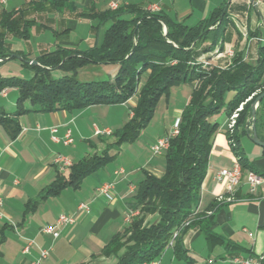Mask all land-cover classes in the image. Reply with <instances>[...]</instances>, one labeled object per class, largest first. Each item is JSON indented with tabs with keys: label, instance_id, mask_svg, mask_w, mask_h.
<instances>
[{
	"label": "crops",
	"instance_id": "0c3cea01",
	"mask_svg": "<svg viewBox=\"0 0 264 264\" xmlns=\"http://www.w3.org/2000/svg\"><path fill=\"white\" fill-rule=\"evenodd\" d=\"M53 1L10 0L0 8V14L21 13L26 21L31 22L28 40L7 39L11 52L35 60L58 47L78 52L97 47L102 42L106 26L111 22H104L95 29L93 26L97 25V20L78 18L76 12L91 7L96 12H104L111 2H116L118 8L137 6L149 10L156 6V12L188 27L204 21L216 9L225 10L229 3L223 30L213 50L205 51L210 47L209 42L198 49L196 61L207 62V66L225 69L237 56L249 66H255L258 49L264 45V0H66L76 7V12L56 9ZM124 17L131 18L132 15L125 14ZM34 38L40 42L37 50L32 51L24 44ZM194 85L192 82L180 84L171 88L167 96L161 97L156 108L164 106V113L167 115L171 112L174 122L167 126L169 131L164 128L151 134L145 145L143 167L135 169H127L124 163L116 161L117 156L112 152L123 149V144L114 145L116 138L113 133L129 120L130 109L135 105L133 99L122 104L94 105L75 111L30 112L18 118L19 132L15 138H11L9 128L0 126V199L3 202L0 210V264H30L38 260L41 249L50 250L41 264H116V257L103 255V249L128 226V216L139 212L134 193L144 177L143 172L157 178L164 175V157L152 156L150 147L172 131L190 99ZM12 95L16 98V89H6L4 95L0 94V99L8 101L5 107L10 111L15 105L10 100ZM231 96L232 93L228 94L227 100ZM26 107H29L28 103ZM262 116L255 122V133L264 141V113ZM218 117L219 128L209 154L197 212L206 211L211 203L219 205L214 213L212 230L234 246L226 247L222 242L211 243L200 230L193 227L182 235V246L185 255L195 264H241L246 259L255 261L260 258L263 261L264 185L255 194H249L243 179L234 194L229 195L224 185L216 182L217 172L231 168L236 162L226 136L225 113ZM249 126L252 127V122ZM52 129H56L54 135L59 139L70 131L72 143L64 146L53 142ZM96 129H108L112 134L98 137L95 136ZM139 138L130 145H135ZM239 148L254 171L264 177V148L255 145L248 135L240 137ZM106 149L114 155V159L85 177L79 188L66 187L58 195L45 194L58 176L65 179L69 176V169L60 170L53 163L56 155L66 157L74 164ZM112 162L115 165L109 167ZM118 170H123L124 175L116 176ZM112 182L115 185L111 199L95 195L98 187ZM219 198L224 200L219 201ZM81 203L88 205V211L77 210ZM62 214L74 216L75 222L62 227L56 239L41 233L43 227L54 225ZM155 220L156 216H150L147 222ZM28 240L34 244L27 253H23ZM158 264H185V261L178 259L172 247H168L158 259Z\"/></svg>",
	"mask_w": 264,
	"mask_h": 264
},
{
	"label": "trees",
	"instance_id": "16d2710c",
	"mask_svg": "<svg viewBox=\"0 0 264 264\" xmlns=\"http://www.w3.org/2000/svg\"><path fill=\"white\" fill-rule=\"evenodd\" d=\"M53 5L56 9L77 11L66 0H54ZM76 13L78 18L97 20V25L93 26L95 29L104 22H111L104 31L101 44L85 52L58 47L35 60L11 52L7 41L9 37L28 40L31 22L26 21L21 13L0 14V65L20 57L21 66L32 72L28 79L0 74V94L6 89L17 91L13 110L0 104V126L9 128L11 138H15L19 132L18 118L24 114L82 110L94 105L122 104L135 98L129 120L113 133L114 145L121 146L139 138L153 118L159 100L167 96L171 88L195 83L179 119L178 134L169 140L168 149L163 154L164 175L157 178L143 172L144 177L134 193L139 214L131 219L122 233L112 238L103 249V255L115 256L116 264L149 263L158 260L172 241L176 257L185 264H195L185 255L181 240L184 232L192 227L200 230L211 243L222 242L226 247H233L234 244L224 241L212 230L214 213L219 205L211 203L206 211H195L219 128L216 116L224 112L228 119L242 103L236 124L227 130L226 136L242 172L254 171L239 148V140L242 135L250 136L253 104L257 96L264 93V45L258 49L255 66H249L237 56L225 69L202 67L195 64L198 49L209 42L210 47L205 51L213 50L224 27V8L214 10L207 19L193 27L137 6L104 12H96L91 7ZM125 14L132 17L126 18ZM164 27L167 28L165 34ZM31 61L36 65L30 64ZM89 64H115L119 69L113 81L78 82L76 72ZM55 70L66 75L54 79L51 73ZM230 93L232 96L227 100ZM27 103L29 107H26ZM263 113L264 98L256 109V123ZM254 130L256 132V124ZM113 159L114 155L106 149L72 164L68 178L58 176L45 194L58 195L66 187L79 188L85 177ZM150 216H156V220L147 222ZM188 221L189 225L173 239L174 232ZM260 264H264V258Z\"/></svg>",
	"mask_w": 264,
	"mask_h": 264
},
{
	"label": "built area",
	"instance_id": "2783aa9c",
	"mask_svg": "<svg viewBox=\"0 0 264 264\" xmlns=\"http://www.w3.org/2000/svg\"><path fill=\"white\" fill-rule=\"evenodd\" d=\"M9 1L10 0H0V8L6 6ZM108 8L110 10L114 11V10L118 9V5L116 2H111L109 4ZM149 11L156 12V11H158V7L152 6L149 9ZM229 54L231 55V52H229ZM195 64L206 66V67L208 65V63L204 62V61H196ZM5 92H6V90H3L1 92V95H4ZM242 108H243V103L240 104L239 107L227 119V128L228 129L231 130L235 126L236 120L238 118L239 113L242 111ZM178 124H179V121L175 124L174 128L172 129V131L167 136L159 138L155 142V144L150 147V151H151L152 156H154V157L163 156L165 151L168 149L169 140L178 134ZM51 132H52L51 140L55 143H62L64 146H69L73 141L70 131H66V133L64 134V137L62 139H59V138H57V136L54 135V133L56 132V129H52ZM111 134H112L111 131L108 129H105V130L96 129L95 130V136H98V137L110 136ZM53 163L55 165H57L60 170L69 169L72 165V163L70 162L69 159H67L66 157H63L61 155H56L53 159ZM115 175L116 176L124 175V172H123V170H118L115 172ZM243 179L245 181V184L247 185L249 194H255L257 189L259 187H261L262 185H264V177L263 176L257 174L254 171H250V170L243 173L239 164L237 163V161L233 163L231 168L219 170L215 176L216 182L222 183L225 187L226 192L229 195L234 194V192L239 188ZM114 185H115L114 182L101 185L100 187H98L96 189L95 195L96 196H105L108 199H111L112 198L111 192L114 188ZM130 190L133 191V188H130ZM218 200L223 201L224 198H219ZM227 200L231 201V198H228ZM2 205H3V202L0 199V210L2 208ZM77 210L78 211H81V210L88 211V205L81 203L78 205ZM195 212L198 213L197 210ZM138 214H139V212L131 213L127 218V222L129 223L131 221V219L136 217ZM0 216H2L1 213H0ZM74 222H75L74 216L62 214L57 218L54 225H48V226L43 227L41 229V233L51 235L53 237V239H56L59 237L60 229L62 227L72 225ZM188 225H189V221L184 222L181 225L180 229L177 230L176 232H174L173 239H175L177 236H179L181 231L184 228H186ZM33 244H34L33 241L28 240L26 243V246L24 247L22 252L27 253L30 246ZM172 245H173V243L171 241L169 244V247H172ZM49 251L50 250L41 249L40 253H39L38 260H36L30 264H41V261L46 259L47 256L49 255ZM261 259L262 258L255 260V261L250 260V259H246L244 261H241L240 263L241 264H260ZM143 264H158V260H155V261H152L149 263H143Z\"/></svg>",
	"mask_w": 264,
	"mask_h": 264
},
{
	"label": "rangeland",
	"instance_id": "374dc122",
	"mask_svg": "<svg viewBox=\"0 0 264 264\" xmlns=\"http://www.w3.org/2000/svg\"><path fill=\"white\" fill-rule=\"evenodd\" d=\"M110 23L106 26L105 29L109 27ZM51 36V35H50ZM52 38V37H50ZM40 42L39 39H32L27 44L24 45L27 47V49H31L32 51L37 50L38 43ZM206 67V66H202ZM119 66L115 64H104V65H95V64H89L81 69H79L76 72L75 78L78 82L85 83V82H100V81H113L116 73L118 72ZM0 74L5 77L10 76H16L23 79H28L32 76V72L29 68H25L21 66L19 59H14L7 61L0 65ZM66 74L63 71L55 70L51 73V77L54 79L60 78L65 76ZM263 94V93H262ZM259 94L258 96H260ZM257 96V97H258ZM12 100V104L15 103L16 98L12 95L10 97ZM135 102V98H132ZM8 101H3L0 99V104L7 106ZM254 106V104H253ZM157 107V106H156ZM164 107V106H163ZM162 106H159V108L155 109L153 118L151 119L148 126L145 128L144 132L142 133L141 137L139 138V141L135 143V145L123 144L122 151H119L117 149H114L112 152L116 154V161L119 163H124L123 165H126L127 169H135L139 167H143V161L144 157L146 156L145 152V145L147 143V140L150 139L151 134L156 133L160 130L163 131L164 128H166L167 131L169 129L167 128L168 125H170L172 122H174V119L172 117L171 112H169L167 115L164 113V109ZM258 107V105H257ZM256 107V108H257ZM219 116V115H218ZM216 116L217 118H219ZM252 118V117H251ZM252 122V119L249 121ZM249 123V125H250ZM250 127V126H249ZM252 128V127H251ZM251 128H249V134H252ZM255 131V130H254ZM131 146V147H130ZM134 152L136 156L134 155ZM151 153V152H150ZM118 155H120L118 157ZM134 155V156H133ZM152 155V154H151ZM115 163H110L108 166H114ZM130 165V166H129ZM131 167V168H129Z\"/></svg>",
	"mask_w": 264,
	"mask_h": 264
},
{
	"label": "water",
	"instance_id": "95a60500",
	"mask_svg": "<svg viewBox=\"0 0 264 264\" xmlns=\"http://www.w3.org/2000/svg\"><path fill=\"white\" fill-rule=\"evenodd\" d=\"M229 3L226 5L225 7V11L227 10V7H228ZM167 31V28L164 27V34L166 33ZM134 49V47H133ZM133 49L131 50L129 56L133 53ZM17 59L21 60L20 57H17ZM2 60H0L1 62ZM30 64L32 65H36V62L35 61H31ZM264 98V93L261 94L260 96H258L254 102V106H253V110H252V128H253V131H252V128H251V131H252V134L249 136L250 137V140L257 146H260L262 148H264V141H261L258 136L256 135L255 131H254V125H255V122H256V107L258 105V103Z\"/></svg>",
	"mask_w": 264,
	"mask_h": 264
}]
</instances>
